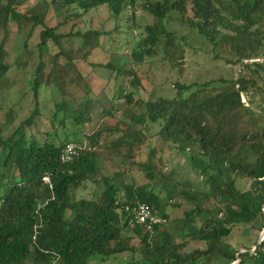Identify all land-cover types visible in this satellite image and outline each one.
Wrapping results in <instances>:
<instances>
[{"label": "trees", "instance_id": "1", "mask_svg": "<svg viewBox=\"0 0 264 264\" xmlns=\"http://www.w3.org/2000/svg\"><path fill=\"white\" fill-rule=\"evenodd\" d=\"M48 1L55 7L66 8L78 3L84 12L107 5L114 17L128 11V27L139 28L138 39L126 55L132 64L143 63L158 53L169 65L181 60L180 38L169 28L175 21L195 29L211 45L215 58L240 64L241 73L236 78H219L217 82H175L176 93L171 97L161 93L143 99L134 97L132 89L118 90V100L141 110L132 115V123L123 127L171 142L173 148L186 155L207 185V192L199 198L185 189L178 190L186 198L199 201L183 213L179 239L172 238L166 224L154 225L149 230L134 219L130 208L136 203L146 202L152 208L159 204L152 184L127 183L121 172L99 175L103 188L95 198L73 197L74 190L84 187L91 175L99 174L95 149L80 150L67 162L60 159L64 143L77 141L75 129L71 132L74 138H69L67 132L60 138L54 128V138L39 142L25 133V128L33 123L35 115L31 113L8 136L0 130V264H100L107 258L136 250L139 257H131L124 264L235 261L237 251L226 242L232 227L258 220L260 231L264 228V105L255 104L250 96L264 82V0ZM17 6V0H0V82L9 68L4 62V43L10 22L17 27L22 19L42 24L39 50L49 40L61 44L62 34L56 33L55 27L43 24L38 15L21 13ZM136 9L151 15L152 22L142 27L136 24ZM83 36L85 45L97 41L100 33L90 29ZM101 66L131 75L130 86L138 87L131 68L115 67L112 61ZM43 75L37 64L32 80L35 100L43 82L48 85ZM85 101L84 108L76 110L61 99L55 104L51 123L58 119L65 126L71 116L69 121L73 125H83L90 120L89 98ZM111 110L101 114L108 116ZM99 136L97 130L88 133L87 143L96 147ZM123 136L130 137L131 133L123 131ZM132 163L140 164L137 160ZM145 168L151 176L154 168ZM237 178L248 179V188L240 189ZM134 238L137 247L131 243ZM257 239L239 253L237 264H264V237L258 244ZM191 240L203 242L204 247L183 251ZM96 255L98 259L91 258Z\"/></svg>", "mask_w": 264, "mask_h": 264}, {"label": "rangeland", "instance_id": "2", "mask_svg": "<svg viewBox=\"0 0 264 264\" xmlns=\"http://www.w3.org/2000/svg\"><path fill=\"white\" fill-rule=\"evenodd\" d=\"M17 2L18 11L27 16L38 15L43 24L55 27L56 33L62 34V38L60 46L49 40L39 50L37 43L42 24L24 19L18 27L15 23L8 24L4 62L9 68L0 82V130L3 136H8L31 113L35 115L33 123L25 128V133L27 137L33 136L39 142L46 137L54 138V128L60 138L65 132L69 133V138H74L71 132L75 129L78 133L77 141L80 142H88V133L99 131V141L95 147L99 174L91 175L84 187L74 190L73 197L95 198L103 188L102 183L98 182L99 175L112 176L113 173L121 172L127 183L152 184L159 197V204L153 209L159 216L166 214V228L172 233V238L179 239L183 213L199 203L197 198L207 192V185L191 167L186 155L173 148L171 142L148 136L149 133L139 135L132 127H123L132 123V115L141 110L135 106L127 107L123 99L118 100V90L132 89L134 97L143 99L161 93L171 97L176 93L173 86L175 82L202 84L217 82L219 78H236L241 73V65L215 58L210 51L211 45L195 29L175 21L170 23L169 28L180 38L183 58L169 65L163 60L162 53H158L146 58L143 63L132 64L126 55L138 39L139 28L128 27V11L114 17L107 5L84 12L78 3L66 8L55 7L48 0ZM134 15V22L140 27L152 22L153 17L140 9H136ZM90 29L98 30L100 36L97 41L91 40L84 45L83 33ZM25 42L26 47L23 46ZM109 61L115 67L131 68L132 74L138 79V87L130 86V80L133 81L131 75L124 72L119 74L117 68L101 66ZM37 64H40L44 73L42 79L48 85L43 82L35 100L32 80ZM258 85L259 88L253 90L250 96L255 104L264 105V82ZM86 98H89V121L83 125H73L69 121L70 116L65 126L58 119L54 124L51 123L50 116L55 110V104L61 99L70 108L81 110L87 103ZM242 100L246 101L244 95ZM110 108L112 114H101ZM58 116L61 117V114ZM149 128V132H152L153 129ZM79 131H83L82 136H79ZM123 131L131 133V136H123ZM127 140L133 143H125ZM133 160L140 164L132 163ZM145 166L154 168L151 176L147 174L149 169ZM249 182L246 178H237L240 189H247ZM179 189H185L197 198H186L178 192ZM262 210L264 215V206ZM260 224L257 220L253 224L233 226L226 242L237 252L245 246H252L262 232ZM131 243L137 247L138 241L134 238ZM203 247V242L191 240L182 250L188 252ZM139 255L137 250L124 252L100 264H124L131 257L135 260ZM91 258L96 260L99 256Z\"/></svg>", "mask_w": 264, "mask_h": 264}, {"label": "built area", "instance_id": "3", "mask_svg": "<svg viewBox=\"0 0 264 264\" xmlns=\"http://www.w3.org/2000/svg\"><path fill=\"white\" fill-rule=\"evenodd\" d=\"M95 146L89 145L83 141H67L64 143L61 152L60 159L64 162L72 160L78 155L80 150H94ZM47 181V179L45 178ZM128 209L129 207L126 206ZM134 214V219L137 223L143 224L147 229L152 230L154 225L167 224V219L163 216L157 215L156 211L146 202H138L136 205L130 208Z\"/></svg>", "mask_w": 264, "mask_h": 264}, {"label": "water", "instance_id": "4", "mask_svg": "<svg viewBox=\"0 0 264 264\" xmlns=\"http://www.w3.org/2000/svg\"><path fill=\"white\" fill-rule=\"evenodd\" d=\"M263 237H264V228L262 229V232H261L260 236H259L258 239H257V244L261 242V240L263 239ZM256 246H257V245H255L254 248L250 249L249 251L252 252V251L256 248ZM245 250H246V249H242V250H240L239 252H237V253H236V260L233 261V262H231V263H229V264H237V263L239 262V260H240V258H239V253L244 252Z\"/></svg>", "mask_w": 264, "mask_h": 264}]
</instances>
